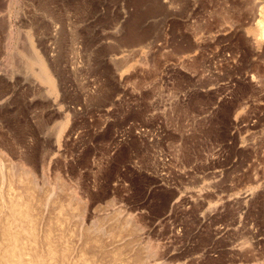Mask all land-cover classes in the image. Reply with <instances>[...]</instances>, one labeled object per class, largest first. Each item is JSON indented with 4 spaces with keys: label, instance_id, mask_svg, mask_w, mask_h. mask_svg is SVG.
I'll list each match as a JSON object with an SVG mask.
<instances>
[{
    "label": "rangeland",
    "instance_id": "374dc122",
    "mask_svg": "<svg viewBox=\"0 0 264 264\" xmlns=\"http://www.w3.org/2000/svg\"><path fill=\"white\" fill-rule=\"evenodd\" d=\"M0 264H264V0H0Z\"/></svg>",
    "mask_w": 264,
    "mask_h": 264
},
{
    "label": "bare ground",
    "instance_id": "6f19581e",
    "mask_svg": "<svg viewBox=\"0 0 264 264\" xmlns=\"http://www.w3.org/2000/svg\"><path fill=\"white\" fill-rule=\"evenodd\" d=\"M44 7V6H43ZM132 28V26H131ZM134 30V29H133ZM139 33V32H138ZM144 35V33H140L137 36L139 38H141ZM127 36V35H126ZM136 36V37H137ZM135 37V36H134ZM136 39V38H134ZM142 39V38H141ZM19 41V40H18ZM138 42V41H137ZM28 47V46H27ZM30 54L32 52V56H27V59L29 60V62H31L32 66H37V71H34L35 76L43 83H45L46 85H48V91L51 92L53 94V92L55 91V82L54 79L52 78V76L50 75L48 68L46 66V64L44 63V61L41 59V57L38 56V54L33 50L29 51ZM26 63V62H25ZM140 64V63H139ZM27 66V65H26ZM28 69V68H27ZM27 71V70H26ZM48 92V93H49ZM28 171V170H27ZM19 178V177H18ZM27 178V177H26ZM59 182V181H58ZM49 185V184H48ZM57 186V185H56ZM34 191V190H33ZM73 191V190H72ZM62 192V191H61ZM67 192V191H66ZM77 197V196H76ZM3 198V197H2ZM53 198V197H52ZM69 198V197H68ZM22 200V199H20ZM50 200V199H49ZM9 204V203H8ZM16 204V203H15ZM10 211V210H9ZM27 212V211H26ZM68 212V211H67ZM81 216V215H80ZM106 227V226H105ZM129 230V229H128ZM103 232V231H102ZM105 236V235H104ZM103 237V236H102ZM148 251V250H147Z\"/></svg>",
    "mask_w": 264,
    "mask_h": 264
}]
</instances>
